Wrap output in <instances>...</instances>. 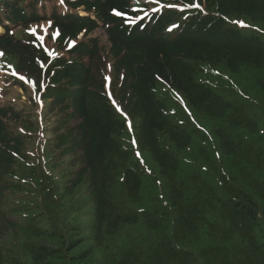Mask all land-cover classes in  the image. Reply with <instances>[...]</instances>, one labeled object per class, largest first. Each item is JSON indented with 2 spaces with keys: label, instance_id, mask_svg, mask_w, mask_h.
<instances>
[{
  "label": "trees",
  "instance_id": "obj_1",
  "mask_svg": "<svg viewBox=\"0 0 264 264\" xmlns=\"http://www.w3.org/2000/svg\"><path fill=\"white\" fill-rule=\"evenodd\" d=\"M129 1L0 0V264H264V0Z\"/></svg>",
  "mask_w": 264,
  "mask_h": 264
},
{
  "label": "rangeland",
  "instance_id": "obj_2",
  "mask_svg": "<svg viewBox=\"0 0 264 264\" xmlns=\"http://www.w3.org/2000/svg\"><path fill=\"white\" fill-rule=\"evenodd\" d=\"M130 3L132 2V0L129 1ZM82 11V9H81ZM9 29L11 31H17V28L15 25H12L9 27ZM21 30L22 27L20 28ZM29 29H35V34H32L30 31H28ZM48 26H43V25H39L37 24L36 26H32V27H28L25 28L23 30L24 33H26L27 35L30 36L31 39H35L37 41L40 42V44L42 45V47L44 49H46L49 52H52L53 50H55V46L52 40H50L49 38V32L47 31ZM102 30H98V35H100L102 41H105V38L103 37L102 34ZM4 33V31H0V36H2ZM81 38V36L79 35L77 37V40H79ZM61 57L64 58H68V54L67 53H62L59 52ZM106 67V64L104 65ZM103 68V67H102ZM11 72H8L4 69L0 70V104L1 103H5L6 101H13V99H15L17 97V95H19V97L21 98V100L19 101V103H22L24 106H27V100H28V95L27 92H24L23 90H21L18 86H16L15 84H11V86H8V84L11 82L10 78L11 77H16L13 73H17V72H12V70L10 69ZM112 76V70L111 69H107V78H108V82H109V78ZM18 79V81L20 82H24L25 80H23L22 77H20L19 75L16 77ZM98 80L100 81V77H98ZM104 93L107 97V99L110 101V99L108 98V94L111 96H114L113 94V90H112V85L111 87H109V89H107V87L104 88ZM22 94H27V98H23V96H21ZM25 108V107H24ZM34 114H36V110H34ZM50 131V127L48 126V123L45 121L44 122V137L46 140L51 138V134L49 133ZM49 133V134H48ZM36 212H38L37 210H35Z\"/></svg>",
  "mask_w": 264,
  "mask_h": 264
},
{
  "label": "snow or ice",
  "instance_id": "obj_3",
  "mask_svg": "<svg viewBox=\"0 0 264 264\" xmlns=\"http://www.w3.org/2000/svg\"><path fill=\"white\" fill-rule=\"evenodd\" d=\"M147 2L150 3V4H154V5L155 4H159L161 8L167 7V8H170V9H179L180 11H184V10H186L188 8H194V9H197V10H201L202 11L201 5L198 2H195V0H192V2H190L188 4H183V5H181V4H162L160 2V0H147ZM60 3L63 4L64 3V0H60ZM152 10L153 11H158L159 9L158 8H153ZM138 11H141L142 12V11H144V9L141 8V9H138ZM113 12H114V15H116V16L123 15V13H121L119 11H116V10H113ZM142 18L143 17H141V19ZM233 23L239 24L241 27H246V25H244L242 21H233ZM173 27H176V26L174 25ZM171 30L172 29L170 28L169 31H171ZM0 31H3V29H0ZM28 31H30L32 34H35V29H29ZM58 35H59V32L58 31L57 32H54V33H52L51 38L54 39ZM81 35H83V34H81ZM3 55H4L3 52H0V57H2ZM41 67H43V64H41ZM42 86L43 85H40V87H42ZM33 87L35 88L36 87V84H33ZM113 103H115V102L113 101ZM117 111H120V109H119L118 106H117ZM133 144H135V140H133Z\"/></svg>",
  "mask_w": 264,
  "mask_h": 264
},
{
  "label": "clouds",
  "instance_id": "obj_4",
  "mask_svg": "<svg viewBox=\"0 0 264 264\" xmlns=\"http://www.w3.org/2000/svg\"><path fill=\"white\" fill-rule=\"evenodd\" d=\"M39 25H43V26H48V29L47 31L49 32L50 31V26H51V21L50 20H44V21H41L39 22ZM1 28V27H0ZM2 29V28H1ZM15 74V73H13ZM22 90V89H21ZM27 94H30L33 102L37 105V109L38 111H42V108H43V105L41 103L38 102V97L35 93L31 92V93H27ZM27 94H22L21 96H23V98H27ZM21 99V98H20ZM115 102H116V99H115Z\"/></svg>",
  "mask_w": 264,
  "mask_h": 264
},
{
  "label": "bare ground",
  "instance_id": "obj_5",
  "mask_svg": "<svg viewBox=\"0 0 264 264\" xmlns=\"http://www.w3.org/2000/svg\"><path fill=\"white\" fill-rule=\"evenodd\" d=\"M1 29V28H0Z\"/></svg>",
  "mask_w": 264,
  "mask_h": 264
}]
</instances>
